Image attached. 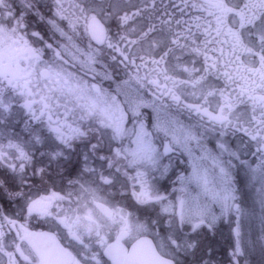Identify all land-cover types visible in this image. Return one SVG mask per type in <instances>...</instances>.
I'll return each mask as SVG.
<instances>
[{
  "label": "snow or ice",
  "instance_id": "obj_1",
  "mask_svg": "<svg viewBox=\"0 0 264 264\" xmlns=\"http://www.w3.org/2000/svg\"><path fill=\"white\" fill-rule=\"evenodd\" d=\"M0 264H264V0H0Z\"/></svg>",
  "mask_w": 264,
  "mask_h": 264
},
{
  "label": "rangeland",
  "instance_id": "obj_2",
  "mask_svg": "<svg viewBox=\"0 0 264 264\" xmlns=\"http://www.w3.org/2000/svg\"><path fill=\"white\" fill-rule=\"evenodd\" d=\"M224 239H226L227 240V234H223V235H221Z\"/></svg>",
  "mask_w": 264,
  "mask_h": 264
}]
</instances>
